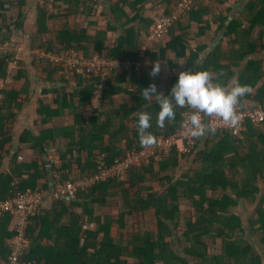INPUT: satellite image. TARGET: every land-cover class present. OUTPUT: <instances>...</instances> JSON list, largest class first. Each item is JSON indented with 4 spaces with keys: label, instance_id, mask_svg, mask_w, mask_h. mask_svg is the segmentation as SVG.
<instances>
[{
    "label": "trees",
    "instance_id": "1",
    "mask_svg": "<svg viewBox=\"0 0 264 264\" xmlns=\"http://www.w3.org/2000/svg\"><path fill=\"white\" fill-rule=\"evenodd\" d=\"M107 1L111 5L108 13L100 0H53L49 7L46 0H41L37 28L30 36L31 49L46 48L54 53L74 49L86 56L92 50L107 59L134 63L139 61L140 43L154 23L148 11L161 15L158 7L163 6V14L170 15L182 0ZM227 1L195 0L177 22L184 25V34L176 35L175 25L172 39H162L159 47L166 45L161 51L153 50L150 58L168 60L174 72L176 63L168 59L172 51L179 58H186L187 69L207 68L214 79L229 84L240 69L237 81L247 85L249 91L239 103L245 106V100H254L263 105L264 85L257 86L264 78V59L251 56L264 52V0H251L246 5L202 64L197 61L204 46L199 45L196 53L188 57L187 26L199 25L201 31L197 36L203 35L206 29L201 24L210 26L208 19L204 20L213 9L209 5L219 9ZM16 5L20 8L14 26L18 31L24 27L27 0H0V16ZM100 7L105 20L97 22L92 18ZM52 8L60 9L59 15L53 11L49 15ZM61 16L66 23L58 26L53 38H46L51 31L48 20ZM226 19L218 23L216 31L223 29ZM3 28L0 26V38ZM5 29L13 31L8 26ZM116 32H120L119 37H115ZM13 58L9 54L0 57V82L6 81L7 66ZM46 63L37 60L45 80L51 84L72 82L58 76L60 67ZM75 77L74 90L68 91L70 88L63 85L44 90L38 109L40 134L35 136L26 130L20 140L25 148L21 147L13 156L10 125L29 97L27 71L21 70L15 77L25 79L23 87L2 90L0 170L8 160L10 167L0 173V205L28 190L53 189L58 183L73 182L97 172L96 158L101 154L106 155L110 166L132 149H142L136 132L137 110L144 108L152 114L149 131L156 141L182 128L186 106L177 107L175 118L158 128L155 116L159 106L155 99L142 96L143 88L151 84L161 92L162 86H166L161 77L122 69L104 82L96 79L102 85V103L97 107L94 92L98 85L92 82L95 78ZM117 95L126 96V101L112 104ZM49 146L58 149L55 162L47 157ZM151 182L159 185L152 186ZM248 205L254 209L246 229L235 208ZM186 207L194 215L186 218V229L180 231ZM107 208L110 215L102 214ZM90 224L96 227L86 229ZM21 234L27 243L20 258L23 264H264V123L247 122L241 136L226 130L211 131L199 137L191 153L174 147L159 162L132 166L121 177L115 175L86 191L79 190L70 202L55 196L51 207L43 205L39 213L28 218L22 231L13 221L11 211L0 209V260H9ZM251 237L257 238L262 251L251 242ZM208 239L215 245L217 240L221 241L218 250L212 251Z\"/></svg>",
    "mask_w": 264,
    "mask_h": 264
},
{
    "label": "built area",
    "instance_id": "2",
    "mask_svg": "<svg viewBox=\"0 0 264 264\" xmlns=\"http://www.w3.org/2000/svg\"><path fill=\"white\" fill-rule=\"evenodd\" d=\"M46 1L49 6H51L53 3V0ZM194 1L195 0H182L178 5L177 10L173 11L170 15H165L162 13L161 15H158L153 18L154 23L146 36L144 45L150 47L153 45V43H158L162 39H164L170 33L172 28L177 24V22L182 18V16L190 8L193 7ZM5 42L7 41H0V57L9 54V52L7 53L9 44ZM65 52L67 54H65ZM80 52L74 49L63 50L59 53L45 51V53L49 56V59L55 60H50L52 62V65L60 67L61 71H63L61 65L64 61V57L70 54L71 56L75 55L77 61H75L76 64L74 63V68L67 70L64 67L65 71L67 73H70L71 76L83 75L86 78L96 77L101 82L106 81L109 75L113 71L117 70L119 66L123 65L125 67L123 69H126L129 68L131 64H134L129 61L120 62L119 60H115V62L113 61L111 63L110 60L106 65H98V69H95L93 62H96L102 56L94 55L88 57L87 59H78L77 55H79ZM139 67L140 65H137L136 69L138 70ZM98 88H100V90L97 92V94L98 97L101 98L102 85L98 86ZM2 100L3 96L0 92V104L2 103ZM237 110L240 114V122L239 127L235 132L232 130L231 127L225 125L222 121H219L217 118L204 117V119L206 122L211 119L215 127L214 131L226 130L235 136H241L243 134V132L246 130L247 122H251L253 124L264 123V104H258L255 107L249 108L238 103ZM189 111L190 109H188L184 113V119L188 115ZM207 134H205V136ZM198 139L199 137L191 136L182 124V128L176 134L169 137H163L151 145L143 146V148L140 150L132 149L127 153L124 158L116 160L113 165L109 166L106 161V155L101 154L97 159L98 173L96 175H93L91 178H85L89 181L81 179L75 182L68 181L64 183H58L53 188V191L51 193L48 190L44 189L28 190L24 193H21L15 199H10L9 201L3 202V204L0 205V209L11 211V213L13 214V221L18 224L20 231H22L27 224L28 218L39 213L44 202L48 198H50L52 194L55 196L62 195L69 197L70 199H75L79 190L85 191L94 184L98 183L99 181L105 180L106 178L115 175L121 177L125 174L127 170L131 169L132 166L142 167L144 165L150 164L153 161H161L165 155L169 154L174 149V147H178L182 153H191L194 150ZM14 243L15 247L9 260H0V264H23L20 261V258L24 250L27 249V243L23 234L17 237Z\"/></svg>",
    "mask_w": 264,
    "mask_h": 264
},
{
    "label": "crops",
    "instance_id": "3",
    "mask_svg": "<svg viewBox=\"0 0 264 264\" xmlns=\"http://www.w3.org/2000/svg\"><path fill=\"white\" fill-rule=\"evenodd\" d=\"M4 1V0H2ZM251 0H229L226 3H224L223 6H220L219 9H217V5L216 8H214L212 5H209L211 9V11L209 12L208 15L204 16V20H207L210 22V26L208 27V25L206 24H201L203 25L202 28L206 29L205 33H203V35H199L197 36V33L201 31V28H199V25H193V26H187V29H189L188 33H186L185 35H187V37L189 38V49H188V57L191 56V54L196 50L199 45H202L205 47L204 50L201 51V53L199 54V60L197 61V63L200 65L202 64L204 61H206L211 53L215 50V48L220 44V42L222 41V39L224 38L225 35V31H227V26L229 25V23H231V21H233V19L238 18L239 16H241V14L243 13V11L245 10L246 5L250 2ZM100 3L102 4V8L105 10V12H109V8L111 7L110 3L107 0H100ZM42 4L41 0H27V6L24 8V27L22 29H26V28H33V32L35 33L36 28H37V20H38V5ZM179 5V4H178ZM178 5L176 6V8L173 11H176L178 8ZM214 5V4H213ZM215 6V5H214ZM18 8V10H20V8L16 5L13 6V8ZM49 7V4H48ZM99 9V13L97 14V16H94L92 19L94 21L97 22H102L104 21V16L102 17L100 14L101 12V7L98 8ZM162 9H164L163 6H159L158 7V11L161 14ZM165 11V10H164ZM52 12V10L49 9V15ZM164 13V12H163ZM149 15V14H148ZM155 15L152 16V18ZM158 16V15H156ZM9 18V16L6 14L4 15V13L1 14L0 19H5ZM62 17V16H61ZM227 17V19L225 20V24L222 30L220 31H216L217 26L219 25L218 23H221L222 20ZM242 18V17H241ZM217 21H216V20ZM79 23L81 22L80 19L77 20ZM77 22V23H78ZM49 23V20H48ZM188 25V24H187ZM176 35H182L184 34L183 28L184 25L181 27L180 24H176ZM150 30V29H149ZM172 31V30H171ZM170 33L165 37V40H167L166 42H169L173 35L172 33ZM149 32V31H148ZM214 32H217L214 35ZM32 33H29V35L26 33L23 35L22 42L23 43H29L30 45V49H31V40H29V38H31ZM147 34L143 37L141 43H140V48H139V53H140V58L139 61H134L135 64H131V66L129 68H126V70H133L141 75L143 73V71H146L150 76H155V77H161L162 81L165 82L166 86H162V90L161 92H163L164 94H167L169 92V89L171 88L172 84L174 83L172 80L177 76L178 72L180 70H182L183 68H187L186 67V58H179L177 56V54L175 52L170 53L168 59L172 60V63H176V67H174L175 71L172 72V68L168 62V60H151L150 58V53L153 52V50H159L161 51L162 48H164V45H166V43H163L161 45V48L159 47L160 42L158 43H153L152 46L148 47L145 44V39H146ZM213 37V38H212ZM6 38V37H5ZM9 38H6V40H8ZM28 39V40H27ZM203 41V42H202ZM113 43V42H112ZM21 52V51H20ZM19 52V53H20ZM80 52V51H79ZM83 52V51H81ZM161 53V52H160ZM83 54L85 55V53L83 52ZM93 54L94 51L90 50V52L88 53V57L94 56ZM19 54H17L18 56ZM29 55V54H28ZM98 55V54H97ZM86 56V55H85ZM101 56V55H99ZM20 57V55H19ZM30 57V55H29ZM251 58L256 59V60H260V59H264V52L260 53V54H256L254 56H251ZM21 59V57H20ZM46 62V61H45ZM131 62V61H130ZM160 64V70L158 73H156L155 75H151V68L153 66L154 63ZM133 63V62H131ZM137 65H140L139 69L137 70L136 67ZM244 65V64H243ZM118 70H115L113 72H116ZM240 69L237 71V76L235 77V80L237 81L239 78V72ZM60 68L58 71V76L62 77L60 75ZM112 72V73H113ZM111 73V74H112ZM110 74V75H111ZM109 75V76H110ZM76 76V75H75ZM37 77V75H36ZM70 79H72V82L70 84H51L49 82V80H45V79H35V85H33L32 87H30V90L28 91L29 93V97L28 100L24 103L22 109L18 112L17 114V118L16 120L10 125L12 127L13 130V136H12V154L11 156H13L16 152H18V150L22 148H25V145L21 143V137L23 136L24 132L26 130L33 132V134L36 136L38 134H40L41 131V127L39 125V113H38V109L40 106L39 101L44 98L43 93L45 89L51 88V87H61L63 86H68L70 89H68V91L70 90H74V88L77 87V81L74 80L76 79V77L72 78L73 76H69ZM83 78V77H82ZM95 78L92 80L93 83H95V85L97 84L96 82V77H92ZM75 82H74V81ZM98 85V84H97ZM262 85H264V78L261 80V82L258 84V87H261ZM99 86V85H98ZM100 90V88H96L95 92H94V103L99 101V97L97 92ZM0 92L2 94V89L0 88ZM117 98H122L124 101H126L127 97L124 95H117L114 99L112 104L114 105H119L120 102L117 101ZM50 101V100H49ZM107 100L104 101V103H106ZM51 102V101H50ZM109 103V101H108ZM98 105H101L98 104ZM257 102L254 100H245V106H257ZM15 112H17V110H15ZM72 122H70V124L73 123V119H71ZM45 127L49 128L51 126L46 125ZM206 138L204 137V140ZM203 147V146H202ZM52 148H54L53 146H49V150L51 151ZM56 154L54 155L55 157L58 154V149L55 148ZM47 157L50 158L49 156V151L47 153ZM53 158H50V160ZM10 160L5 162V165L1 168L2 171H6L7 169H9L10 167ZM52 161V160H51ZM56 161V159L54 160V162ZM0 170V173H1ZM41 190V189H39ZM44 190H48L50 193L53 191V189H44ZM53 198H55V195H52L51 198H49L48 200L45 201L44 206L49 208L52 205L53 202ZM66 199V198H64ZM105 213V215H110V210L107 208L105 210H103L102 214ZM85 227V226H84ZM96 226L94 224H90L89 226L86 227V229L90 228V229H94ZM259 248V247H258Z\"/></svg>",
    "mask_w": 264,
    "mask_h": 264
},
{
    "label": "clouds",
    "instance_id": "4",
    "mask_svg": "<svg viewBox=\"0 0 264 264\" xmlns=\"http://www.w3.org/2000/svg\"><path fill=\"white\" fill-rule=\"evenodd\" d=\"M159 70L160 64L155 62L150 74L155 75ZM143 89V98L146 100L155 99L159 106L155 116V123L158 128H163L166 121H172L175 118L177 107L184 108L186 106L190 109L182 124L193 137H201L209 131L215 130L211 119L206 122L204 117L217 118L235 132L240 122L237 104L249 91L247 85L239 83L235 78L230 84L214 79L212 72L207 68H183L178 72L177 78L167 94L158 91L155 84ZM135 112L139 144L148 146L155 143L157 138L149 131L152 124V114L145 111L144 108ZM96 171L81 179L91 178L98 173V168ZM62 198H68V202L72 200L66 196H62Z\"/></svg>",
    "mask_w": 264,
    "mask_h": 264
},
{
    "label": "rangeland",
    "instance_id": "5",
    "mask_svg": "<svg viewBox=\"0 0 264 264\" xmlns=\"http://www.w3.org/2000/svg\"><path fill=\"white\" fill-rule=\"evenodd\" d=\"M165 10L162 9V12L163 13ZM52 11L53 13H57V15H59L60 13V9L58 10V8H52ZM6 15L9 16L8 18V21H5L3 19H0V26H4L3 28V36L0 38V41L4 40V41H7L5 43H8L9 46H8V51L7 53L9 52V55H12L14 58V60H11L7 66V77H6V81L5 82H0V88L3 90V89H7V88H11L12 86H18V87H23L25 85V79H21V80H17L15 77L18 75V73L23 70V71H27L28 73V76H29V86L32 87L33 85H35V79L38 80V79H44V76L43 74L41 73V70L37 67V60L38 59H43L44 61H47L48 62H51V61H55V60H51L49 59L48 55L45 53L46 51V48H32L30 49V45L29 43H23L22 42V37L24 34H28L29 33H32L34 34L33 32V28L29 29V28H26L25 30L24 29H20L18 31H15V24L16 22L18 21L19 19V10L18 8H11L8 12H5ZM149 15L152 17L153 15H155L154 13L148 11ZM156 15L153 17L155 18ZM66 23V20L63 19V17H59L58 19H50L49 20V23L47 24L48 28L51 30L50 33L52 34H47L45 35L46 38H49V37H54V34L56 33V29L58 28V26H62L63 24ZM76 22H73L72 21V25H75ZM5 26H8L12 33L10 32H7L6 29H5ZM54 32V34H53ZM120 35V32H116L115 33V37H119ZM7 36H10V38L8 40H6ZM6 37V38H5ZM28 40V39H27ZM30 40V38H29ZM31 42V41H30ZM203 42V41H202ZM12 43V44H11ZM21 51V52H20ZM20 52V53H19ZM96 53V52H94ZM17 54L19 55L17 56ZM30 57H29V55ZM65 54H67L65 52ZM70 54V53H68ZM98 53L96 54H93V55H97ZM77 55V54H76ZM99 55V54H98ZM78 56V59H81V58H84V59H87V56H85L83 54V52H80ZM102 57L100 59H98L96 62H93L94 63V67L95 69H98V65H106L110 60H111V63L115 60L113 59H107L106 56L104 55H101ZM86 57V58H85ZM51 60V61H50ZM76 60V56L75 55H67L66 57H64V61L62 62V69L63 71L60 72V75L62 77H67L70 79V73H67L64 69V67L68 70V69H72L74 68V63H75ZM21 62H25V63H21ZM46 63V64H47ZM52 63V62H51ZM54 63V62H53ZM76 64V63H75ZM110 64V63H109ZM123 68H125L123 65L119 66L117 68L118 71H121ZM37 75V77H36ZM75 75L72 77L74 78ZM75 82V81H74ZM101 95V93H100ZM117 101H119L120 103L123 102L124 100L122 98H117L116 99ZM96 103V107L98 106V104L102 103L101 102V98L99 99V101L95 102ZM101 107V106H100ZM99 107V108H100ZM108 108V106H106ZM63 149H66V146H62ZM49 151V156L50 158H53L51 159L52 162H54L55 160V154H56V151H55V148H52V150L50 151L49 149L47 150V153ZM82 157V155H81ZM49 158V159H50ZM191 164L188 166L190 167ZM87 181H89L88 179H85ZM152 186H156V185H159V183L157 182H151ZM157 188V187H156ZM185 214H184V217H183V223H182V226L180 227V231H183L184 229H186V218L188 217H191L194 215V211L189 208V207H186L185 208ZM254 207L251 206V205H248V206H239L237 208H235V212L240 214L242 216V219L244 221V225L246 227V229H248V219L249 217L251 216V213L253 211ZM248 235H249V232L247 231L246 232ZM207 242L210 244V247L212 249V251H215V250H218L219 246L221 245V241L220 240H217L216 241V244L218 245H215L211 242V240H207ZM251 242L254 243V245L256 247H259L258 249L262 251V246H259L258 245V241H257V238L256 237H251ZM174 248L176 249V245H174ZM191 264H196L194 261L191 262Z\"/></svg>",
    "mask_w": 264,
    "mask_h": 264
},
{
    "label": "water",
    "instance_id": "6",
    "mask_svg": "<svg viewBox=\"0 0 264 264\" xmlns=\"http://www.w3.org/2000/svg\"><path fill=\"white\" fill-rule=\"evenodd\" d=\"M66 200L68 201L69 199H68V198H66Z\"/></svg>",
    "mask_w": 264,
    "mask_h": 264
}]
</instances>
